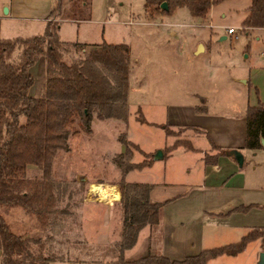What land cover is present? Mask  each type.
I'll return each instance as SVG.
<instances>
[{
    "label": "rangeland",
    "instance_id": "374dc122",
    "mask_svg": "<svg viewBox=\"0 0 264 264\" xmlns=\"http://www.w3.org/2000/svg\"><path fill=\"white\" fill-rule=\"evenodd\" d=\"M249 3L250 0H221L211 6L206 21L195 19L187 8H180L173 14L148 22L144 0H93L92 23L83 25L79 29L80 34H85L91 43L99 42L102 37V43L127 44L130 54L137 55L141 63L131 64L134 68L129 86L134 90L128 93L127 120L123 123L122 120L99 121L93 118L90 133L71 135L69 149L59 150L52 161L51 179L61 184L62 198L56 205L57 212L49 214L42 227L34 214L20 206H2L0 212L11 230L19 235L42 238L46 250L57 259L109 264L114 258L113 250L121 227L120 199L117 202L111 200L118 199L116 187L119 189L118 181L122 178L114 161L118 155V136L126 133L127 139L138 145V148L131 147V161L140 162L146 157L145 152H151L153 157L172 143L176 138L173 134L180 136L181 128L165 132L166 120L171 108L199 102V98L190 96L191 93L197 90L206 93L210 102L218 101L217 109H229L227 104L235 103V99H228V91H232L229 75L233 74V59L241 58V52L254 36L241 29V20ZM61 17L64 15L55 16L53 21L59 22ZM66 27H70L68 23ZM228 28L235 32L228 34ZM43 31H38L35 24L26 27L21 23L0 24L1 36L7 39L26 38ZM68 35L72 36L71 33ZM224 36L226 38L221 39ZM208 39L213 45L211 55L217 59L212 62L217 71L208 69L207 52H196ZM160 42H170L164 64L157 57L158 50H154ZM252 50L251 55H257L256 49ZM40 62L38 58L31 68L34 77L32 88H37L35 93L38 95L43 83ZM215 90L220 97L212 98ZM139 105L142 112L138 110ZM192 141L195 147L203 146L204 140L192 138ZM201 156L200 150H194L187 154H174L170 159H154L152 168L134 169L126 176L123 174V179L137 182L152 179L167 187V195H173L182 190L178 184L198 182L200 175L196 164ZM185 164L191 171L188 177L182 175ZM248 174L249 177L255 175L252 172ZM34 175H39V170L30 166L27 176ZM256 245L254 242L249 244V250L237 257L222 255L209 264H250V251Z\"/></svg>",
    "mask_w": 264,
    "mask_h": 264
},
{
    "label": "trees",
    "instance_id": "16d2710c",
    "mask_svg": "<svg viewBox=\"0 0 264 264\" xmlns=\"http://www.w3.org/2000/svg\"><path fill=\"white\" fill-rule=\"evenodd\" d=\"M220 1L144 0V9L152 17L186 7L192 17L204 18ZM163 2L167 9L160 7ZM91 7L92 0H70L66 6L62 0H54L52 19L42 34L7 39L0 32V207L20 206L34 214L42 227L49 214L57 212L56 205L62 198L61 184L51 179L57 152L69 149L71 135L90 133L93 118L126 121L128 116L129 45L103 42L86 51L83 43L63 41L58 34L59 22L53 21L62 14L63 18L88 20ZM246 11L243 27L264 28V0H250ZM38 58L44 61L45 79L41 95L34 97L30 94L34 84L30 68ZM245 117V148L264 147V104L248 106ZM119 141L125 151L114 161L122 175L154 159L145 154V160L132 163L131 147L135 145L125 133ZM178 144L192 148L187 141H177L174 146ZM30 166L37 168L39 175L28 177ZM118 186L121 227L109 264H207L220 255L242 252L258 238L264 242V229L254 228L235 243L204 249L180 261L161 254L127 260L124 252L135 245L139 231L146 225L153 229L160 225L163 203L150 201L148 184L127 182L122 177ZM56 260L63 261L46 250L42 238L16 234L0 212V264H50Z\"/></svg>",
    "mask_w": 264,
    "mask_h": 264
},
{
    "label": "crops",
    "instance_id": "0c3cea01",
    "mask_svg": "<svg viewBox=\"0 0 264 264\" xmlns=\"http://www.w3.org/2000/svg\"><path fill=\"white\" fill-rule=\"evenodd\" d=\"M69 2L70 0H62L64 6L68 5ZM53 7L54 0H0V24L2 25L4 22L21 23L24 27L35 24L38 26V31H42L45 29L46 23L52 19L51 12ZM180 8L186 7H177L170 14L175 13ZM246 9L244 18L247 14ZM92 11L93 0L90 19L75 20L63 17L58 19V34L60 38L67 42L83 43L86 45V51L93 47L90 46L91 44H101L102 37L99 42L91 43L85 34L82 36L79 32V29L83 25L92 23ZM208 13L204 18L195 19L206 21ZM166 15L169 14H156L150 17L145 11V18L148 22L155 21ZM243 20H241V29L245 34L253 33L254 36L241 52V58L236 57L232 62L233 74L229 75L232 86L230 90L232 91H228V93L230 92L228 99H235V103L229 102L227 104L229 109H217L215 105H218V101L210 102L209 96L206 93L197 90L191 93L190 96L199 98L198 103L178 105L171 108L168 120H166L167 126L164 128L166 133L168 129L178 131L181 128L182 131L180 136L173 134L176 138L172 143L161 148L164 155L162 158L170 159L174 154L181 155L194 150H200L202 156L196 164V170L200 175L199 180L193 184H189L188 182L178 184L182 190L173 195H167L165 192L167 187L161 182H154L152 179L146 182H138L151 186L149 195L151 202L163 203L162 217L160 225L156 229L146 225L139 231L135 245L124 252V257L127 260H135L148 254H161L171 261H180L185 257L196 255L204 249L235 243L254 228L264 229V147L254 150L245 148L246 109L248 106L259 103L264 104V28L243 27ZM67 23L70 27H66ZM68 28H70V31H67ZM68 33H71L72 36H69ZM170 33L175 34L176 32ZM225 38L224 36L221 39ZM212 46L211 40L208 39L207 43L203 44L202 50L196 52L197 54L207 52L208 57H206V60L210 61L208 69L210 68L212 71L215 69L217 71V67L212 63L213 60H217L216 57H212L211 55L213 54ZM169 47L170 42H160L156 44V49H154L155 51H160V53L158 51L156 53L163 64L166 62L165 52L169 51ZM253 48L257 51V55L255 56L251 55ZM244 53L245 55H243ZM178 54L180 55V50ZM130 56V66L141 64L137 55L135 56L131 53ZM40 61L41 66H39V69L43 73L42 80L44 82V61L43 59H40ZM133 68L132 66L130 69L129 85L131 83ZM42 85L40 87V95L42 93ZM32 87L30 94L38 97L39 95L36 94L37 88L34 90ZM130 90L133 91L134 88L129 86ZM218 96L220 97V93L218 94V90H215L212 98H218ZM138 110L142 112L140 105L138 106ZM93 122L94 119L92 120ZM151 123L153 124V122ZM192 138L204 140L203 146L195 147ZM180 140L189 142L192 148L186 147V144L174 146ZM129 142L132 143L131 141ZM118 143L116 152L120 154L125 151V146L120 141ZM132 144L138 148L137 144ZM166 148L168 150L164 154ZM231 150L239 151L242 154V165L238 164L233 155L227 153ZM145 154L150 155L151 152H145ZM145 159L146 157L143 160ZM210 159H215V161L210 163ZM154 165L155 161L153 159L149 165L135 170L147 167L152 168ZM133 170L124 173V175L126 176ZM249 172L255 175L249 177ZM190 174V167L185 164L182 167V175L188 177ZM116 190V194H119L118 199H111L115 202L120 199V192L117 187ZM239 207L249 208L246 210H236ZM253 242L257 245L256 247H252L253 249L250 251V264H258L260 253L264 252V242L261 238L249 242L242 252L228 256H239L245 250H249V244ZM128 252H131V254L128 255ZM218 257L210 259L207 264ZM52 263L106 264L104 261H56L50 264Z\"/></svg>",
    "mask_w": 264,
    "mask_h": 264
},
{
    "label": "water",
    "instance_id": "95a60500",
    "mask_svg": "<svg viewBox=\"0 0 264 264\" xmlns=\"http://www.w3.org/2000/svg\"><path fill=\"white\" fill-rule=\"evenodd\" d=\"M162 9H167V4L165 2H163L160 6ZM202 45L199 46L198 50L201 51L202 50ZM262 143L264 144V140H262ZM229 155H233L235 157V159L237 160L239 165H242L243 163V156L239 151L236 150H231L227 152ZM154 159H158V158H162L163 154L162 151H159L158 153L154 154ZM258 264H264V252H261L259 255V262Z\"/></svg>",
    "mask_w": 264,
    "mask_h": 264
},
{
    "label": "built area",
    "instance_id": "2783aa9c",
    "mask_svg": "<svg viewBox=\"0 0 264 264\" xmlns=\"http://www.w3.org/2000/svg\"><path fill=\"white\" fill-rule=\"evenodd\" d=\"M227 32H228V34H233L235 31H234L233 28H228V29H227Z\"/></svg>",
    "mask_w": 264,
    "mask_h": 264
}]
</instances>
